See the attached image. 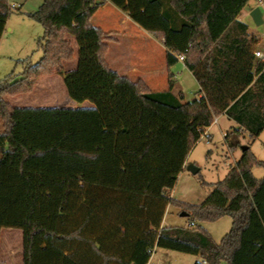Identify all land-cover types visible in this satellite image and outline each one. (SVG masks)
Here are the masks:
<instances>
[{
	"label": "trees",
	"instance_id": "16d2710c",
	"mask_svg": "<svg viewBox=\"0 0 264 264\" xmlns=\"http://www.w3.org/2000/svg\"><path fill=\"white\" fill-rule=\"evenodd\" d=\"M110 2L167 48L168 88L152 91L106 60L111 33L93 24ZM249 0H43L28 15L44 27L41 58L0 80L1 230L20 229L23 264H148L156 246L201 256L194 264H264V166L247 145L207 199L192 204L171 191L203 131L220 114L235 121L232 149L264 131V60L239 17ZM14 6L0 0V40ZM69 71L64 61L74 59ZM201 94L174 93L178 56ZM58 73L68 95L88 107H18L4 94L32 90ZM203 183H206L203 181ZM168 205L186 226H163ZM232 218L216 242L203 222Z\"/></svg>",
	"mask_w": 264,
	"mask_h": 264
},
{
	"label": "rangeland",
	"instance_id": "374dc122",
	"mask_svg": "<svg viewBox=\"0 0 264 264\" xmlns=\"http://www.w3.org/2000/svg\"><path fill=\"white\" fill-rule=\"evenodd\" d=\"M9 4L14 6L8 21L14 27L13 32L7 34L4 40V46L0 50V80L4 79L11 72L20 74L24 70L23 59L30 60L31 63L37 62L43 52L38 46V39L44 34L43 25L30 17L28 14L35 12L42 4L43 0H8ZM257 0H250L246 7V12L242 19L249 25V31L258 39V48L264 49V24L258 25L250 15V8L258 6L264 13V6L258 5ZM123 11L110 2L101 6L95 14V24L103 29H122L130 30L126 24L121 23ZM70 39V35L67 36ZM73 46L75 42L70 39ZM128 48L129 45H126ZM256 48V47H255ZM77 56V52H76ZM130 57L126 58V62ZM70 61H64V68L70 67ZM114 69V65H112ZM116 69V68H115ZM174 73L179 77V84L184 92L185 100H192L199 96V86L192 73L186 66L178 61L172 67ZM52 80H45L38 86L34 84L32 90L18 94H4L3 99L11 106L19 107H37L53 106L57 99H61L67 92L63 81L58 78L60 74L54 73ZM48 75V74H47ZM45 76V75H44ZM43 77V76H42ZM165 77L159 73L155 78L156 81L150 82L153 90H160L165 87ZM74 102L76 100L72 99ZM66 106L68 101H62ZM78 106H92V102L85 100L77 102ZM4 119L0 113V132L4 128ZM215 145H208L205 138L195 148L192 159L196 160L195 164L200 167L196 174L190 172L188 176H181L176 183V198L192 204L203 203L214 188V184L223 180L229 173L232 166L237 163L242 155V147L232 149L219 129V124L213 125ZM243 146L251 144V150L259 160L264 161V132L255 140L250 136H241ZM211 146L213 152L209 154L208 147ZM193 163V162H192ZM253 175L256 178H264V166L255 164L252 167ZM205 181L206 183H203ZM165 221L171 226H183L189 223L188 216H182L184 211L176 205H169L166 209ZM203 226L216 242H220L222 237L231 229L232 218L224 216L213 222H203ZM22 245V231L20 229L1 230L0 239V264H22L18 256L15 255ZM158 247V246H157ZM200 259L199 255L185 253L177 250L158 247L157 253L152 258V264H194Z\"/></svg>",
	"mask_w": 264,
	"mask_h": 264
},
{
	"label": "crops",
	"instance_id": "0c3cea01",
	"mask_svg": "<svg viewBox=\"0 0 264 264\" xmlns=\"http://www.w3.org/2000/svg\"><path fill=\"white\" fill-rule=\"evenodd\" d=\"M259 1L260 0H257L258 5H259ZM261 1H263V3H264V0H261ZM249 2H250V0H249ZM249 2H248V4H249ZM105 4H103V5H105ZM103 5H101V6H103ZM247 5L245 6L244 10L242 11V13L239 17L241 20H243L242 19L243 14L247 13L246 12ZM255 7H257V6H255ZM255 7L252 6L250 8L249 12H251L252 9H254ZM95 14H94V17L92 20L94 25H96L94 22L95 21V19H94ZM121 23L126 24V26L129 27L130 30L128 31L126 28L105 30L101 26L96 25L98 27H101L104 31L111 33L112 39L108 41V47L109 48H108V52L106 54V60H107L108 64L110 65V67L112 68V65H114V69L112 68L113 70L117 71L121 75H125V76L129 77L133 81L138 80V79L144 80L146 82V84L148 85V87L152 91H160V90L167 89L168 88V71H169L168 65H167V59H166L167 48L164 46L162 41H160L158 38L151 35L144 28H142L138 23L132 21L129 18L128 14L124 11H123V15L121 16ZM13 30H14V27L12 25H10L9 21L7 20L6 29L2 35L1 40H0V50L4 46L5 37L7 36V34H10L11 31L13 32ZM70 39H72L75 42V46H74L75 55H74V59L70 61L71 62L70 67H68V69L65 68L64 69L65 71H69V70L74 69L77 66V62H78V46H77L76 40L71 35H70ZM126 45H129V47L126 48L127 47ZM256 49H259L258 44L256 45ZM262 51H264V49ZM76 52H77V56H76ZM127 57H130V60L128 62L125 61ZM159 73H162V76L165 77L164 80H165L166 85L163 89L153 90L150 87L149 83L156 81L155 78L157 77V75ZM55 76H57V75L56 74L45 75L38 80L37 85L39 86L41 84V82H43L45 80L50 81V80L54 79ZM58 78L60 79V81H63L62 75H60ZM173 80L175 81L173 92L174 93H179L180 91L183 92V90L181 89V86L179 84V77L175 73H174ZM199 90H200V87H199ZM66 92H67V90H66ZM200 95L201 94L199 93V96ZM72 99L73 98H71L68 95V93H66L61 99H57L55 104H51L53 106H46V107H73V108L80 107V106H78L79 104H77L78 101L74 102ZM63 100L66 102L68 101L69 105H71V106H66L65 104H63V102H62ZM37 107H39V106H37ZM84 107H88V106H84ZM214 124L215 125L219 124V129L223 133L225 139H226V135L229 131H231L234 127H238L237 123L235 121L229 119L226 114H220L219 116H217L215 118V121L212 123V125L205 129L210 134L209 142L206 141L208 143V145H211V144L215 145V143H216L214 141V131H213V125ZM263 132L261 134H263ZM246 135L250 136V134L248 132L244 133L242 136L245 137ZM201 139H203V138H201ZM201 139L198 141V143L190 151V153L187 157L186 163H185V167L182 170V172L179 174L177 181L180 180L181 176H188L187 174L190 173V171L187 169V165L189 163H192V162L195 163L196 162V160L194 158L192 159V155H193V152H194L195 148L197 147V145L201 142ZM242 151H244V150L242 149ZM208 152H209V154L213 152V149L211 146L208 147ZM242 156H243V152H242V155L240 156L239 160L242 158ZM175 191H176V185L174 186V188L171 191V196L175 199H180V198H176ZM168 207H169V205H168ZM168 207H167V209H168ZM165 215H166V213H165ZM165 215H164V219L162 221V225L163 226H171L169 224H166ZM183 226H185V225H183ZM157 249H158V247L156 246L152 252V256H151L148 264H152V258L154 256V254L157 253ZM18 250L19 251H17L15 255L18 256L20 261L22 260V264H23V241H22V245H20ZM199 260H202L201 256H200ZM223 264H226V263L224 262Z\"/></svg>",
	"mask_w": 264,
	"mask_h": 264
},
{
	"label": "water",
	"instance_id": "95a60500",
	"mask_svg": "<svg viewBox=\"0 0 264 264\" xmlns=\"http://www.w3.org/2000/svg\"><path fill=\"white\" fill-rule=\"evenodd\" d=\"M97 3H100V0H97ZM250 15L252 16L256 24L258 25L264 24V13L260 7L257 6L254 9H252V11L250 12ZM246 147L247 145L243 146L242 149L245 150ZM187 169L193 174H196L200 171V167L196 165L195 163H189L187 165ZM181 215L188 216V213L186 211H182Z\"/></svg>",
	"mask_w": 264,
	"mask_h": 264
},
{
	"label": "built area",
	"instance_id": "2783aa9c",
	"mask_svg": "<svg viewBox=\"0 0 264 264\" xmlns=\"http://www.w3.org/2000/svg\"><path fill=\"white\" fill-rule=\"evenodd\" d=\"M259 5H263L264 6L263 1L260 0L259 1ZM254 54H255V56H256L257 59L264 60V51H262L260 49H256L254 51ZM178 60L180 62L184 63V56L183 55L178 56ZM209 136H210V134L208 133V131L204 130L203 133H202V135H201V138H205V140L209 142Z\"/></svg>",
	"mask_w": 264,
	"mask_h": 264
}]
</instances>
